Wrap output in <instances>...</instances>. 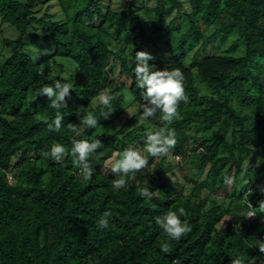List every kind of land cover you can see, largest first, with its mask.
Returning <instances> with one entry per match:
<instances>
[{
	"label": "trees",
	"instance_id": "1",
	"mask_svg": "<svg viewBox=\"0 0 264 264\" xmlns=\"http://www.w3.org/2000/svg\"><path fill=\"white\" fill-rule=\"evenodd\" d=\"M49 1L0 0L1 20L18 32L3 37L10 54L0 61V264H230L237 256L245 264H262L264 214L258 209L255 219L246 214L249 203L257 208L264 200L259 190L264 186V0H142L140 6L131 0L122 11L112 0H57L63 13L38 15ZM141 12L148 30L142 29ZM130 17L142 29L139 42L126 28ZM37 23L47 31L32 30ZM153 34L165 39L158 47L169 51L165 61L156 60L155 49L151 54L144 43ZM215 39L230 43L200 58ZM38 42L53 51L44 58L25 51ZM137 51L154 57L148 63L155 70L180 68L188 100L180 102L179 118L169 125L177 139L172 156L149 157L148 167L130 173L127 187L115 190L117 176L91 162L110 144L118 153L136 143L144 148L146 132L163 126L159 112L137 123V111L114 134L98 131L114 125V113L126 99L125 86L111 79L114 63L120 74L130 75V96L142 100L145 90L136 87L131 60ZM68 63L73 89L61 110V130L50 132L44 120L57 110L38 96L39 89L63 80ZM102 89L116 97L107 119L93 103ZM87 112L96 115L98 125L81 126L76 136L67 125L79 124ZM74 137L102 142L89 157L94 174L87 182L72 163ZM57 143L68 150L61 162L42 155ZM174 168L184 183L166 176ZM8 172L14 173L12 181ZM243 175L248 179L237 195ZM142 187L151 198L139 196ZM181 207L186 215L180 218L191 232L177 241L154 218ZM105 211L112 215L108 227L100 228ZM165 242L168 253L161 251Z\"/></svg>",
	"mask_w": 264,
	"mask_h": 264
},
{
	"label": "clouds",
	"instance_id": "2",
	"mask_svg": "<svg viewBox=\"0 0 264 264\" xmlns=\"http://www.w3.org/2000/svg\"><path fill=\"white\" fill-rule=\"evenodd\" d=\"M153 58L146 51H137L131 57V60L135 64L133 73L136 87L145 90L141 92V98L144 103L139 105L140 120H147L159 112L163 126L146 132L143 150L136 147H129L124 149L122 153L114 154L118 158L110 162V170L117 176L112 182V187L115 190L127 187L128 182L126 178L130 173H136L148 167L149 157H171L172 150L177 144L176 131L174 128L169 127V125L172 124L174 119L179 118L178 107L180 102L183 101L186 103L188 100L184 88L185 76L180 68L169 69L166 67L163 70H155L148 63ZM39 75H44L43 71ZM70 81L71 75L64 77L63 80L57 79L53 86L46 85L39 89L38 96H46L50 101V107L57 110L54 118L46 117L44 120L50 132H59L64 123L65 116L61 110L67 108L66 97H70L73 89V83ZM115 98L108 89H102L94 98L93 103L102 107L100 115L104 119H107L113 111L112 101ZM104 108L108 110L103 111ZM98 122L93 112H87L80 119L79 124L69 123L67 127L72 133L79 136L81 135V126L95 128ZM101 147L102 142L100 139H94L91 142L86 139H75V137L72 139V147L70 150L73 158L72 163L74 167L79 169V175L84 182L91 180L94 174V169L89 163V157ZM67 153L68 150L63 145L57 143L51 147L49 152H42V155L54 161L61 162ZM175 160L180 162L181 157L177 155L175 156ZM224 182L231 184L233 181L225 175ZM259 190L264 195V186H261ZM139 196L151 198L152 192L147 187H142L139 189ZM249 208L251 210L246 214V218L256 216L258 214L257 209L259 210V214H264V200L259 202L257 208H254L249 203ZM178 213L177 211L169 210L162 216L158 215L154 218L156 225L170 239L177 241L191 232V227L186 222H182L180 218L186 215L185 209L183 207L179 208ZM111 215L110 211H105L98 221V227H108ZM160 247L164 253L170 251V246L167 242L162 243ZM259 251L264 253V244L259 246ZM230 264H245V261L237 256L231 259ZM249 264H255V262H249Z\"/></svg>",
	"mask_w": 264,
	"mask_h": 264
},
{
	"label": "rangeland",
	"instance_id": "3",
	"mask_svg": "<svg viewBox=\"0 0 264 264\" xmlns=\"http://www.w3.org/2000/svg\"><path fill=\"white\" fill-rule=\"evenodd\" d=\"M109 0H105V2L107 3ZM137 6H140L142 3V0H138L137 1ZM157 0H147L148 4H156ZM131 3V0H112V6L114 9L122 11V10H127L129 4ZM49 6V8L46 10L43 6V9L41 11H38L37 14L38 15H42L45 11H47V13H49L50 15L56 14V13H63V10L61 9L60 4L58 3L57 0H50L49 2H47ZM45 4V6L47 5ZM188 7V5H186ZM41 8V5L38 7ZM175 15V14H174ZM140 16L142 18V25H143V31L144 30H148V24L146 21V16L143 12L140 13ZM126 28L130 29L132 34L136 37V39L138 40V42L141 40V33H142V29H140V27L136 24V21L134 19V17H130L126 20L125 22ZM202 26L204 27V24H202ZM36 28H33L32 30H38V31H47V26L42 24V23H37ZM18 32L16 31V29L13 26H10L9 23L4 22L1 20L0 18V61L4 60L9 54H10V50L9 48L5 45V43L3 42V37H9V38H15L17 37ZM155 35L153 34L151 38H146L144 40L145 45H148L151 54H153V50L155 49L156 51V55H158L157 57H155L156 60L158 61H165L168 57H169V51L168 50H161L159 47L160 44H164L165 39L164 38H160L159 40L154 39ZM158 44L157 47L154 46V44ZM230 41L229 40H224V42H219L218 39H215L213 43H208L205 47H204V53L200 56V58L202 56L211 54L216 52L215 51V47L218 48V52L223 51V49H225V47H228ZM154 47V48H153ZM199 45H197L194 48V51H192L190 53V56L194 54V52L196 51V49H198ZM153 48V49H152ZM25 51L29 54H31L34 58L40 57V58H44L46 57L48 54H50L53 51L52 46H50L49 44L43 43V42H38L37 44L31 43L28 44L25 47ZM115 64V69H114V73L111 75V79L112 80H116L119 83H121L122 85L125 86V90H126V99L123 102L122 106L117 109V111L114 113V125L113 124H105L104 126H101L98 131L101 133H109V134H114V132L116 131V129H118L121 124L122 121L126 118L131 116L133 113L140 111L139 105L141 103H144L143 100H135L133 99V97L130 96V94L128 93V88L131 85V80H130V75H122L120 74V68H119V63L116 62ZM192 64V61L189 62V65ZM67 68L64 70L63 75L64 76H68L70 75L71 71H72V67L73 64L72 63H68L67 64ZM197 83L199 84V86L201 87L202 92H208L205 83H203L200 79H197ZM142 111V110H141ZM140 117L137 120V123L140 122ZM134 147L139 148L141 150H143V148L140 147V143H136L134 144ZM118 150L114 148L113 145H109L107 146L103 151H101L99 153V157L98 160L95 162H91L92 165H97L98 163H102L103 164V171L110 173V162L114 161L116 158H118L117 154ZM8 175L10 176V180H13L14 177V173L13 172H8ZM167 177L175 179L176 181H178L179 183H184V178L182 177L181 174H179V172L177 171V169H172L170 172H168L166 174ZM247 177L246 176H241V181L239 183L238 189L235 192V194H240L241 192L244 191V183L247 182ZM188 187L186 189L185 192H188ZM215 197L217 199H221L222 195L221 194H215ZM252 219H255L254 217H251Z\"/></svg>",
	"mask_w": 264,
	"mask_h": 264
},
{
	"label": "built area",
	"instance_id": "4",
	"mask_svg": "<svg viewBox=\"0 0 264 264\" xmlns=\"http://www.w3.org/2000/svg\"><path fill=\"white\" fill-rule=\"evenodd\" d=\"M8 177L10 178V176L8 175ZM10 180V179H9ZM11 181V180H10Z\"/></svg>",
	"mask_w": 264,
	"mask_h": 264
}]
</instances>
